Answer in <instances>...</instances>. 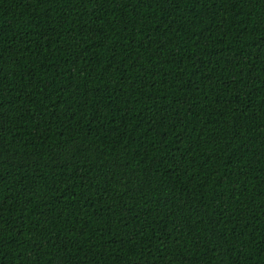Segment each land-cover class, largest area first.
I'll use <instances>...</instances> for the list:
<instances>
[{"label":"trees","instance_id":"trees-1","mask_svg":"<svg viewBox=\"0 0 264 264\" xmlns=\"http://www.w3.org/2000/svg\"><path fill=\"white\" fill-rule=\"evenodd\" d=\"M0 264H264V0H0Z\"/></svg>","mask_w":264,"mask_h":264}]
</instances>
